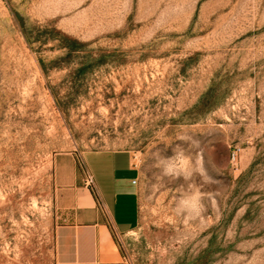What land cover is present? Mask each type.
<instances>
[{"label":"rangeland","instance_id":"obj_1","mask_svg":"<svg viewBox=\"0 0 264 264\" xmlns=\"http://www.w3.org/2000/svg\"><path fill=\"white\" fill-rule=\"evenodd\" d=\"M96 150L139 171L123 263L264 264V0H0V264H65L55 161Z\"/></svg>","mask_w":264,"mask_h":264},{"label":"crops","instance_id":"obj_2","mask_svg":"<svg viewBox=\"0 0 264 264\" xmlns=\"http://www.w3.org/2000/svg\"><path fill=\"white\" fill-rule=\"evenodd\" d=\"M65 264H125L119 243L139 222V171L127 150L88 151L57 159ZM118 259L122 263H118Z\"/></svg>","mask_w":264,"mask_h":264},{"label":"clouds","instance_id":"obj_3","mask_svg":"<svg viewBox=\"0 0 264 264\" xmlns=\"http://www.w3.org/2000/svg\"><path fill=\"white\" fill-rule=\"evenodd\" d=\"M181 205L183 209L195 214H199L202 208V205L200 204V197L198 194L195 197H193L191 200L181 201Z\"/></svg>","mask_w":264,"mask_h":264}]
</instances>
